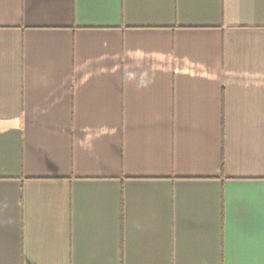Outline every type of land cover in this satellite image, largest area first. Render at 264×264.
Returning <instances> with one entry per match:
<instances>
[{
    "label": "crops",
    "instance_id": "0c3cea01",
    "mask_svg": "<svg viewBox=\"0 0 264 264\" xmlns=\"http://www.w3.org/2000/svg\"><path fill=\"white\" fill-rule=\"evenodd\" d=\"M0 264H264V0H0Z\"/></svg>",
    "mask_w": 264,
    "mask_h": 264
}]
</instances>
